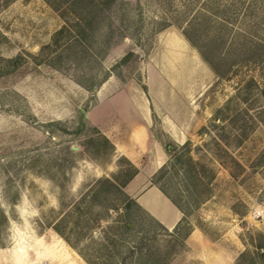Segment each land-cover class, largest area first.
<instances>
[{
	"label": "rangeland",
	"instance_id": "1",
	"mask_svg": "<svg viewBox=\"0 0 264 264\" xmlns=\"http://www.w3.org/2000/svg\"><path fill=\"white\" fill-rule=\"evenodd\" d=\"M0 264H264V0H0Z\"/></svg>",
	"mask_w": 264,
	"mask_h": 264
},
{
	"label": "trees",
	"instance_id": "2",
	"mask_svg": "<svg viewBox=\"0 0 264 264\" xmlns=\"http://www.w3.org/2000/svg\"><path fill=\"white\" fill-rule=\"evenodd\" d=\"M185 35H186V37L194 44V45H196L197 46V44H196V42L194 41V36L193 35H191L190 33H189V31L188 30H186L185 31ZM207 44H205V45H200V46H198V48L200 49V51H201V53H202V55H203V57H204V59L207 61V62H209L215 69H216V71L218 72V73H221L215 66H214V64H213V61H212V59L210 58V56H209V53H208V50L205 48V47H207L206 46Z\"/></svg>",
	"mask_w": 264,
	"mask_h": 264
},
{
	"label": "crops",
	"instance_id": "3",
	"mask_svg": "<svg viewBox=\"0 0 264 264\" xmlns=\"http://www.w3.org/2000/svg\"><path fill=\"white\" fill-rule=\"evenodd\" d=\"M136 124H138L136 127L137 130H135V134H134V136H132L134 143H135V141L141 142V138H143L144 134L146 133V128L144 127V125H142L143 123L138 122ZM116 145H117V143H116ZM118 148L121 149L122 145L118 144ZM133 155H134V158H136V155L135 154H133Z\"/></svg>",
	"mask_w": 264,
	"mask_h": 264
},
{
	"label": "built area",
	"instance_id": "4",
	"mask_svg": "<svg viewBox=\"0 0 264 264\" xmlns=\"http://www.w3.org/2000/svg\"><path fill=\"white\" fill-rule=\"evenodd\" d=\"M259 215H260V212L255 213V217H259Z\"/></svg>",
	"mask_w": 264,
	"mask_h": 264
}]
</instances>
